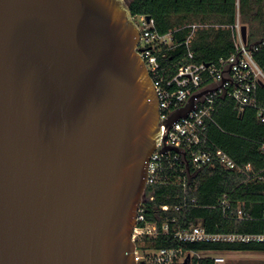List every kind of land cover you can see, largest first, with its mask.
<instances>
[{"label":"water","instance_id":"1","mask_svg":"<svg viewBox=\"0 0 264 264\" xmlns=\"http://www.w3.org/2000/svg\"><path fill=\"white\" fill-rule=\"evenodd\" d=\"M140 41L127 0H0V264H139L162 134Z\"/></svg>","mask_w":264,"mask_h":264},{"label":"trees","instance_id":"2","mask_svg":"<svg viewBox=\"0 0 264 264\" xmlns=\"http://www.w3.org/2000/svg\"><path fill=\"white\" fill-rule=\"evenodd\" d=\"M128 3L133 14L145 13L154 17L160 32H172L176 47L166 58L170 66L168 77L188 61L189 50L194 52L195 61L207 63H218L220 58L236 52L233 26L238 20L250 29L247 44L256 46L253 55L264 71V0H132ZM193 24L197 26L193 28ZM253 96L257 106L242 107L231 95H219L213 119L207 122L206 136L196 148L212 152L222 148L240 165L251 163L254 171L259 173L258 177L248 179L218 162L200 168L185 166V171L177 166H166L147 187L142 205L145 220L140 221V225L156 223L162 230L163 224L167 223L169 231L157 235L143 234L136 240L138 250L175 247L190 253L205 250L264 251V239L182 241L174 235L176 230L198 222L212 233L264 232V121L259 114V108H264V81L258 83ZM185 173L190 175L186 186L180 180ZM163 205L169 208L163 209ZM239 209H242L241 216ZM139 264L165 263L142 259ZM169 264L236 263H216L212 257L193 254L189 262Z\"/></svg>","mask_w":264,"mask_h":264},{"label":"built area","instance_id":"3","mask_svg":"<svg viewBox=\"0 0 264 264\" xmlns=\"http://www.w3.org/2000/svg\"><path fill=\"white\" fill-rule=\"evenodd\" d=\"M133 19L140 28L141 41L138 44L140 55L144 58L149 72L151 73L159 96L161 112L162 134L156 149L150 156L148 164V184H153L166 166L173 168L177 166L185 171L187 161L189 165L200 168L204 165L218 162L222 167L244 174L248 179L258 177L251 163L240 165L229 153L222 148L215 152L196 148L206 136L207 122L213 119L215 102L219 95L228 94L244 107L245 105H256L253 92L258 83L264 81V71L253 55V48L243 41L241 23L233 26L236 32V52L227 58H220L218 63H207L195 61L194 52L189 50L188 61L181 65L177 72L167 76L169 64L166 58L169 52L176 46L173 43L172 32L162 33L156 25L154 17L148 18L145 13L133 14ZM197 25L193 24V28ZM189 43V40L186 41ZM264 44V41H263ZM204 89H211L201 96L194 98V107L189 110L186 116L179 117L171 126L166 124V119L178 107L185 105L195 93ZM261 120L264 121V108H259ZM166 145L176 146L180 151L168 150L163 152ZM184 151V152H183ZM264 151V145H263ZM189 173L181 176L180 180L184 186L189 181ZM146 197V195H145ZM144 197V200H145ZM143 200V202H144ZM143 202L139 208L138 225L134 231V239L140 238L143 234L157 235L168 232V224H163L160 230L156 223L145 220ZM168 209V205H163ZM179 209V206H176ZM241 216L242 209L238 211ZM175 220V218L173 219ZM174 235L182 241H232L245 242L251 240H263L264 232L259 234L250 233H212L199 223L189 228L178 229ZM207 252L205 255L201 253ZM216 250L196 251L191 253L198 257L209 256L216 263L225 262V258L219 254H211ZM190 253L183 248L164 247L151 250L146 256H142L139 250L136 251L139 260L145 259L155 263H175L184 261Z\"/></svg>","mask_w":264,"mask_h":264},{"label":"rangeland","instance_id":"4","mask_svg":"<svg viewBox=\"0 0 264 264\" xmlns=\"http://www.w3.org/2000/svg\"><path fill=\"white\" fill-rule=\"evenodd\" d=\"M129 2V0H127ZM250 34V33H249ZM200 224V222H198ZM151 250L143 251L139 250L142 256H146ZM201 255L207 254V252L202 253ZM211 254H219L224 256L225 262L222 263H236V264H256V263H264V251H255V250H223L210 252ZM140 261V260H139Z\"/></svg>","mask_w":264,"mask_h":264},{"label":"crops","instance_id":"5","mask_svg":"<svg viewBox=\"0 0 264 264\" xmlns=\"http://www.w3.org/2000/svg\"><path fill=\"white\" fill-rule=\"evenodd\" d=\"M239 17V16H238ZM239 19V18H238ZM261 20H263V19H261ZM247 26V25H246ZM249 28H248V26H247V39H248V34H249Z\"/></svg>","mask_w":264,"mask_h":264},{"label":"flooded vegetation","instance_id":"6","mask_svg":"<svg viewBox=\"0 0 264 264\" xmlns=\"http://www.w3.org/2000/svg\"><path fill=\"white\" fill-rule=\"evenodd\" d=\"M129 1H132V0H129Z\"/></svg>","mask_w":264,"mask_h":264}]
</instances>
